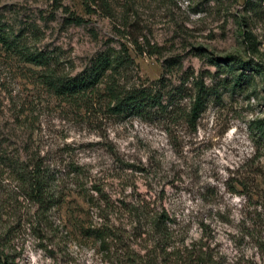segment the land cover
<instances>
[{
	"label": "rangeland",
	"instance_id": "obj_1",
	"mask_svg": "<svg viewBox=\"0 0 264 264\" xmlns=\"http://www.w3.org/2000/svg\"><path fill=\"white\" fill-rule=\"evenodd\" d=\"M106 1L0 0V27L47 54L54 72L73 75L101 50L126 52L114 81L160 95V104L112 114L104 84L57 97L39 67L0 49L2 255L10 264H115L119 247L144 244L121 205L143 198L220 264H264V0ZM33 159L61 176L65 196L43 217L18 178ZM104 199L114 207L103 210ZM103 214L120 238L106 251L89 233Z\"/></svg>",
	"mask_w": 264,
	"mask_h": 264
},
{
	"label": "trees",
	"instance_id": "obj_2",
	"mask_svg": "<svg viewBox=\"0 0 264 264\" xmlns=\"http://www.w3.org/2000/svg\"><path fill=\"white\" fill-rule=\"evenodd\" d=\"M98 2L102 8H106V0H89ZM75 22H81L80 17H74ZM21 34L9 31L0 27V49L10 55H16L24 63L39 67L41 83L55 96L73 99L83 96L86 92L104 84V91L108 98L107 109L112 114L129 112L132 109H145L160 104V95L149 92L145 88L121 87L114 81V74L128 64L126 52L117 51L110 53L108 49L101 50L90 62L79 72L70 74H59L51 68L50 58L40 50H32L21 42ZM133 46H137L133 42ZM204 85L199 82L190 109L185 114L186 122L190 126L194 125L203 100ZM264 133V119L258 125ZM19 181L26 197L37 207L40 216H45L48 212L60 206L64 201V193L60 187L61 176L54 173L52 169L44 165L41 159L26 162L19 171ZM75 174L79 171L73 169ZM98 190V189H96ZM100 192V190H98ZM133 204L121 203L122 209L132 214L134 219V235L144 244L139 250L129 249L128 246L119 247V252H114L115 264H220L206 252L207 245L185 243L178 237L176 231L171 227V222L167 215L161 210L147 207V201L137 198ZM104 199L103 210L114 207ZM117 208V207H116ZM111 210V209H110ZM0 204V216H1ZM101 225L90 227L89 233L98 240L103 249L109 250V246L119 243L120 238L105 224L108 218ZM0 223V264H10L3 250L6 246L5 233ZM260 242L257 246L260 247ZM113 252V251H112ZM3 256V257H2ZM254 264V263H252Z\"/></svg>",
	"mask_w": 264,
	"mask_h": 264
}]
</instances>
